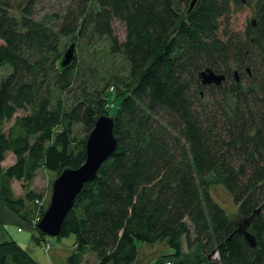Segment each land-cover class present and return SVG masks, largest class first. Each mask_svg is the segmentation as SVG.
<instances>
[{
    "label": "trees",
    "instance_id": "16d2710c",
    "mask_svg": "<svg viewBox=\"0 0 264 264\" xmlns=\"http://www.w3.org/2000/svg\"><path fill=\"white\" fill-rule=\"evenodd\" d=\"M72 1L75 8L51 23L34 17L37 0H0L6 205L29 222L44 215L45 194L32 181L40 170L56 179L86 161L87 138L109 115L112 98L117 146L62 224L60 237L75 236L68 264H84L88 253L97 264H132L138 244L160 243L172 252L156 264H264V0H195L192 10L193 0ZM251 3L255 23L223 39L220 20L233 4ZM116 21L125 26L124 41L114 34ZM99 38H106V54L93 49V67H82L75 53L60 66L71 43ZM253 66L254 79L243 84L239 78ZM208 67L227 76L206 86L214 100L222 93L216 104L230 108L221 117L195 105L205 89L199 73ZM88 69L93 78L83 76ZM79 80L86 92L75 96ZM8 153L15 162L3 167ZM13 181L23 182V196H15ZM215 185L231 195L234 215L213 197ZM33 227L35 241L45 238ZM9 263L38 264L15 240L0 243V264Z\"/></svg>",
    "mask_w": 264,
    "mask_h": 264
},
{
    "label": "rangeland",
    "instance_id": "374dc122",
    "mask_svg": "<svg viewBox=\"0 0 264 264\" xmlns=\"http://www.w3.org/2000/svg\"><path fill=\"white\" fill-rule=\"evenodd\" d=\"M75 8V5L73 4L72 0H37L35 9H34V17L38 20L46 19L47 21H50L51 23H57L60 21L61 17L65 15L68 11H71L72 9ZM232 11L230 14V17L228 19H221L220 20V34L223 36V39L225 38V34L229 32H239V33H244L250 24V22H255L256 19V14H255V8L253 3L251 4H244L241 6H236L232 5L231 6ZM15 14H18L17 11H15ZM114 30V34L119 38L120 41H124L126 37V30L125 26L122 23H119L118 21L113 23L112 26ZM78 43L80 45L78 46ZM106 38H99V39H90L88 40L87 43L85 42H76L74 53L76 55V60L77 61H83L84 63L82 64V67L86 66L87 68L90 67V62L92 63V67L94 64L97 62L94 60V56L92 55L93 49H97L100 54L105 53L106 54ZM72 44V43H71ZM104 61V60H103ZM124 62L123 60L121 63ZM117 66V65H116ZM256 66L251 67L250 71L246 72L245 75H242L239 79L242 81L243 84H248L249 81L254 79V73L253 71L255 70ZM104 69V67H103ZM91 70V69H90ZM88 69V72H85L83 74L84 77L90 78L91 76L93 78L94 72H91ZM103 71V70H102ZM126 72V71H125ZM105 76V74H103ZM230 82L226 84V86H229ZM86 87V82L79 80L77 85L73 88V92H76L75 96L83 95L85 94L86 91H83ZM205 89L203 90H198L200 96H198L195 100V105L197 106H202L205 105L206 112L208 113H215L218 111V117L223 116L225 111L230 110V108L226 109L224 106L223 102H219V104H216L215 100L217 101L218 99L220 100L222 98V93H217L215 95V100L213 99V96H211V91L207 89L206 86H204ZM196 90V89H195ZM65 96L70 97V95H67L65 93ZM218 102V101H217ZM118 107V104L114 103V101L111 98V101L107 102V108L109 109V115L113 114L115 112V108ZM225 109V110H224ZM25 112L19 111L16 116H21L24 115ZM224 118H221L223 120ZM10 124L5 125V130L9 128ZM78 132L81 133L83 136H85V132L83 131L82 128H78ZM87 135V134H86ZM12 153H8L7 161L4 162V166H8L9 162H11ZM11 156V157H10ZM15 162V160H14ZM55 174L50 171H44L40 170L38 172V175L36 178L32 181L31 188L36 189L38 191H43L45 194V200H44V205L45 209L49 206L51 195H52V182L55 180ZM14 188L15 192L21 194L19 195L20 197L22 194L24 195V189H23V182L21 181H13L12 183V189ZM213 197L220 203L222 204L225 209L231 214L234 215L236 213V205L231 197V195L220 185H215L212 187L211 190ZM49 200V201H47ZM36 211V210H35ZM43 215L40 217L36 216L33 217L32 220V225L38 228V223L42 219ZM13 231V230H12ZM14 232V231H13ZM30 233V232H29ZM45 234V233H44ZM75 236L74 235H69V236H63V237H53L50 235L45 234V238H43V245H45L46 248L50 246V242L55 245L59 246H64V247H73V252L76 248V244L74 242ZM50 241V242H49ZM74 243V245H73ZM35 245L37 248H35ZM142 245V244H141ZM148 246V245H147ZM140 248V244H138L137 249ZM26 249H28L29 254H33V252L36 251V256L35 258H39L43 262H47L48 260L44 257L41 256L40 251L41 247L38 244L31 243L30 245L26 246ZM39 254V255H38ZM73 254V253H72ZM32 256V255H31ZM71 256V255H70ZM69 256V257H70ZM32 256V258L34 259ZM69 259V258H68ZM84 264H97V258L94 253H88L84 256L83 260ZM11 264V263H9Z\"/></svg>",
    "mask_w": 264,
    "mask_h": 264
},
{
    "label": "water",
    "instance_id": "95a60500",
    "mask_svg": "<svg viewBox=\"0 0 264 264\" xmlns=\"http://www.w3.org/2000/svg\"><path fill=\"white\" fill-rule=\"evenodd\" d=\"M195 2L193 0L191 3L190 10L193 9ZM74 49L75 44H70L60 61L61 67H67L74 61ZM234 73L237 77L238 72ZM199 78L204 86L212 84L220 86L226 80L224 73H216L209 67L200 71ZM113 129L114 119L109 115L100 116L87 138L86 161L77 169H64L54 180L49 206L38 223V228L43 233L53 237L60 236L62 224L71 211L77 195L85 183L95 179L99 169L115 152L117 139L113 134ZM249 221L250 219L245 220L244 224L248 225ZM237 231L242 232L250 244L255 247L256 239L251 232L245 230L241 224Z\"/></svg>",
    "mask_w": 264,
    "mask_h": 264
},
{
    "label": "crops",
    "instance_id": "0c3cea01",
    "mask_svg": "<svg viewBox=\"0 0 264 264\" xmlns=\"http://www.w3.org/2000/svg\"><path fill=\"white\" fill-rule=\"evenodd\" d=\"M7 157L5 161L8 160ZM12 159L13 160L9 162V165L13 164L14 156H12ZM5 161L2 162V166L8 167L9 165L4 166ZM13 192L15 196L21 195L15 192L14 188H13ZM32 219L33 217H31L30 222H29L28 220H24L20 218L18 215L15 214V212H13L6 205L4 201V197L2 195V182L0 179V243L8 241V240H15L25 249L27 245H30L31 243H34V244L36 243L40 245L41 247V251H40L41 256H44L48 260L47 262H43L40 259V257L35 258L34 257L36 256V251H35L33 252V254L31 253V255L34 257V260L38 264H68V258L73 253V247L69 248L68 246L64 247V246L55 245L49 241L50 246L46 248L45 245H43V240L39 242L35 241V239H33V234L35 235L36 232L33 229L34 227L31 223ZM74 242H75V239H74ZM35 248H37L36 245H35ZM26 250L28 251V249ZM171 252L172 251L170 250L169 246L166 243H160V244H157L151 247L147 246L146 244H142V245L140 244V248L137 250V257L132 264H156V262L163 255L167 253H171ZM109 264H112V263H109Z\"/></svg>",
    "mask_w": 264,
    "mask_h": 264
},
{
    "label": "built area",
    "instance_id": "2783aa9c",
    "mask_svg": "<svg viewBox=\"0 0 264 264\" xmlns=\"http://www.w3.org/2000/svg\"><path fill=\"white\" fill-rule=\"evenodd\" d=\"M214 257H215V258L218 257V254L216 253V254L214 255ZM167 264H170V263H167Z\"/></svg>",
    "mask_w": 264,
    "mask_h": 264
},
{
    "label": "flooded vegetation",
    "instance_id": "af4514ba",
    "mask_svg": "<svg viewBox=\"0 0 264 264\" xmlns=\"http://www.w3.org/2000/svg\"><path fill=\"white\" fill-rule=\"evenodd\" d=\"M236 71V70H235ZM217 73V72H216ZM226 76V75H225ZM227 77V76H226ZM227 79V78H226Z\"/></svg>",
    "mask_w": 264,
    "mask_h": 264
}]
</instances>
